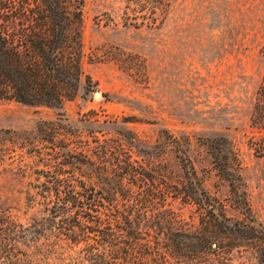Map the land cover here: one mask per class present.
<instances>
[{"label": "rangeland", "instance_id": "rangeland-1", "mask_svg": "<svg viewBox=\"0 0 264 264\" xmlns=\"http://www.w3.org/2000/svg\"><path fill=\"white\" fill-rule=\"evenodd\" d=\"M83 16V68L91 90L84 80L63 110L0 102V129L24 134L28 141L16 145L0 167V213L29 225L35 209L28 205L27 191L38 184L39 171L49 169L37 151L48 158L64 135L69 140L58 148V158L69 151L87 176L68 162L60 166L84 184H106L89 178L94 136L124 132L141 141V150H131L134 160L180 184L182 162L161 144V132L168 130L177 138L189 136L188 154L203 186L226 205L229 216H238L229 206V186L216 175L198 139L230 140L252 215L264 227V156L255 150L264 130L251 122L264 74V0H86ZM44 122L58 127L55 145L39 140ZM167 204L191 220L192 207L172 197ZM246 257L233 264H252Z\"/></svg>", "mask_w": 264, "mask_h": 264}, {"label": "trees", "instance_id": "trees-1", "mask_svg": "<svg viewBox=\"0 0 264 264\" xmlns=\"http://www.w3.org/2000/svg\"><path fill=\"white\" fill-rule=\"evenodd\" d=\"M85 4L86 0H0V102L63 110L84 80L91 90V77L83 68ZM251 122L264 130V74ZM46 123L39 126V140L55 145L58 127ZM63 138L56 144L64 147L69 137ZM161 138L164 150H175L182 162L180 184L172 185L163 170L133 159L131 150L142 148L130 132L94 136L89 178L106 182L99 188L84 184L76 174L66 175L60 166L64 162L87 176L69 151L62 159L60 146L48 158L37 151L49 169L40 170L38 184L27 191L35 212L28 226L0 213V264H233L247 255L252 264H264V227L252 215L230 140L198 139L216 175L229 186V206L238 216H229L226 205L203 186L188 154L189 136L177 138L163 130ZM261 140L255 150L264 156V137ZM27 144L24 134L0 129V167L16 145ZM85 158L82 164L87 165ZM127 180L133 184L124 185ZM170 197L193 208L191 220L168 207Z\"/></svg>", "mask_w": 264, "mask_h": 264}, {"label": "water", "instance_id": "water-1", "mask_svg": "<svg viewBox=\"0 0 264 264\" xmlns=\"http://www.w3.org/2000/svg\"><path fill=\"white\" fill-rule=\"evenodd\" d=\"M99 95V96H98ZM96 97H100V94L99 93H96Z\"/></svg>", "mask_w": 264, "mask_h": 264}, {"label": "bare ground", "instance_id": "bare-ground-1", "mask_svg": "<svg viewBox=\"0 0 264 264\" xmlns=\"http://www.w3.org/2000/svg\"><path fill=\"white\" fill-rule=\"evenodd\" d=\"M99 96V95H98Z\"/></svg>", "mask_w": 264, "mask_h": 264}]
</instances>
